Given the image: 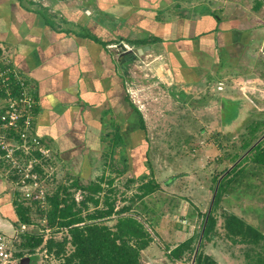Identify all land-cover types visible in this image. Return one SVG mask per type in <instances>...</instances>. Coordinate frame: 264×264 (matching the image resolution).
Here are the masks:
<instances>
[{"label": "rangeland", "instance_id": "rangeland-1", "mask_svg": "<svg viewBox=\"0 0 264 264\" xmlns=\"http://www.w3.org/2000/svg\"><path fill=\"white\" fill-rule=\"evenodd\" d=\"M155 1L157 6L158 4L163 8L169 6L172 10L179 11L183 7L181 11L184 14H197V10L193 8L201 7L200 4L204 3L210 11L216 12L224 19L226 24L223 25L230 27L225 31L227 36L221 42L226 45L223 49L216 48V51L204 49L200 57L195 54L196 51L190 53L195 57L183 53L177 56L173 66L161 46L159 47V42H152L151 46L149 45L150 49L136 54L137 46H132L130 50L131 46L122 38L123 35L115 36L110 33L109 29L113 28L114 24L110 25L105 17H101L105 15L107 8H103L101 13L97 11L101 14L99 19L91 18L88 20L89 24L85 25L99 38L107 40L108 49L115 59H119V71L124 76L127 97L138 108L144 122L143 129L140 127L136 129L140 123L138 113H128L126 109L131 112L130 107L120 106V123L124 125L123 121L130 115L134 119V127L131 130L135 132L132 133L134 139L126 136L124 147L114 149L112 152L114 163L121 162L127 167L119 176L114 172H108L113 178V188H117L116 205L120 207L128 204L129 198L138 192L137 188L141 183L146 181L157 183L159 185L157 190L144 197L142 201H135L133 206L135 207L133 210L137 211L142 220L147 222L146 219L152 218L151 222H154V228L145 223L149 232H153L154 241L142 252L143 264H191L171 262L166 258L164 246L173 248L188 235L200 230L202 221L200 214L207 211L214 195L213 188L215 190L217 184L213 181L214 177H224L236 164L229 160L227 153L232 155L242 153L239 148L242 134L246 132L249 124L264 119V0H261L258 9L254 7L255 0H168L166 4ZM105 2L107 7L110 2L108 11L118 14L123 13L122 8L125 5L131 4L129 0L102 1ZM177 2L180 6L174 7V3ZM97 3L95 0H65L54 5L53 0H39L42 7L53 6L49 7V14L57 13L58 16L73 14L78 19L80 15L77 14L76 8L81 13L91 16L96 13L93 9ZM79 4L87 8L81 10L77 7ZM80 20L84 22L82 15ZM129 20H120L119 30L131 38H141L143 31L139 27L131 26L133 22L130 23ZM231 28L240 31L239 35L230 36ZM4 52L9 58L10 53L5 50ZM125 52L131 54L123 57ZM212 53L214 57H210ZM186 55H189L192 62L185 58ZM179 62H182L183 66ZM188 66H190L188 75H185L182 69ZM184 78L191 82L186 83L187 80ZM230 100L236 101L239 105L237 117L222 126V112ZM228 109L224 111L227 113ZM106 135L101 138L100 144L91 146L93 149L86 152L88 159L94 158L92 165L91 160L90 162L72 160L75 156L73 154H69L70 160L67 164L66 160L57 159L48 150L46 158L52 161L53 165L51 163L41 165L45 175L38 182L40 191L42 193L46 190L52 191L60 183L69 184L73 176L82 179L91 176V179H95L103 170L104 158L111 157L107 152L111 144L107 143L109 137L104 138ZM75 157L79 159L80 155ZM114 167L122 168H119V165ZM5 168L0 162V172L7 181L8 190L12 191V200L14 190H33L29 185L21 187L18 180L9 181ZM250 169L247 166V170ZM129 179L134 181L130 183ZM234 184L235 182L232 183V187L227 188V193L221 197L216 209V235L203 247L204 251L220 264H244L241 253L243 245L232 244L224 236L220 209L241 216L264 232V170L255 169ZM37 194L39 198V192ZM80 194V191H76V198H80ZM11 208L16 220L12 202L8 211H11ZM113 222L114 219H109L107 223ZM40 227L26 226V231L39 233ZM13 228L14 225L12 230ZM48 231H45V237ZM57 236H61L60 233ZM18 240L19 234L13 243ZM38 262L59 264L54 259H47L45 255Z\"/></svg>", "mask_w": 264, "mask_h": 264}, {"label": "crops", "instance_id": "crops-1", "mask_svg": "<svg viewBox=\"0 0 264 264\" xmlns=\"http://www.w3.org/2000/svg\"><path fill=\"white\" fill-rule=\"evenodd\" d=\"M61 1L65 0H53L54 5ZM102 1L108 0H95V15H85L76 8L80 19L81 15L83 17L82 22L73 14H49V7L53 6L42 7L39 0H0V46L10 53V65L25 79L35 99L32 131L51 154L59 160H66L67 164L70 160L69 154H73L80 155V158L76 159L74 156L75 159L72 160H91L92 165L94 158L89 156L88 159L86 152L93 149L91 146L100 144L105 134L107 135L104 138L109 137L107 143L112 144L113 136L118 132L123 146H117L115 149L124 147L126 136L134 139L132 133L135 131L131 130L134 127V119L128 115L123 121L124 125L119 121L120 106L130 107L131 112L126 109L128 113L135 112L136 108L127 97L124 76L119 71V59H115L108 49L107 40L99 38L87 26L91 18L99 19L101 14L97 11L101 13L103 8H107L105 15L101 17H105L110 25L114 24L109 32L115 36L123 35L122 38L126 42L159 38L155 42H159V47L161 46L173 66L177 56L183 53L196 51L195 54L200 57L204 49L215 51L216 40L224 39L227 36L225 31L230 28L217 31V22L210 15L213 11L208 7L206 10L209 14L198 11L197 14H184L181 11L183 7L178 11L169 6H157L155 0H129L130 6L125 5L122 8L123 13L118 14L108 11L110 2L107 7V3ZM158 2L166 4L169 1ZM174 4V7L180 6L179 2ZM77 7L81 10L87 8L80 4ZM41 13H44L46 18ZM169 13L171 15H168ZM47 19L51 23H48ZM127 19H130L128 22H133L132 25L129 23L131 26L139 27L143 31L141 38H131L119 30L120 20ZM85 32H88L89 36L82 34ZM92 36L106 43L96 41ZM129 45L132 50V45ZM147 45L151 46V43ZM130 54L125 52L123 57ZM191 56L195 57L193 54H190ZM190 57L186 55L185 58L192 62ZM210 57H214L213 53ZM180 63L183 66V63ZM2 65L0 63V66ZM189 67H183V74L188 75ZM3 106L4 99L0 96V112ZM139 127L140 123L136 129ZM50 162L53 165L52 161ZM11 196L12 191L8 190L7 181L0 172V230L6 233L11 232V223L14 220L12 208L8 211L11 207Z\"/></svg>", "mask_w": 264, "mask_h": 264}, {"label": "trees", "instance_id": "trees-1", "mask_svg": "<svg viewBox=\"0 0 264 264\" xmlns=\"http://www.w3.org/2000/svg\"><path fill=\"white\" fill-rule=\"evenodd\" d=\"M200 5L201 7L197 6L195 9L197 11L199 9V13L207 12L209 14L206 10L207 6L204 3ZM260 6L261 0H255L254 7L258 9ZM41 14L45 17L44 13ZM210 15L217 22V31H225L229 28L227 25H223L226 22L217 13L213 12ZM47 22L51 23L49 20ZM222 25L223 28H221ZM231 30L233 29L231 28ZM239 32L233 30L230 32V36H238ZM82 34L89 36L88 32ZM92 38L102 42L95 36ZM158 39L151 37L143 40H128L127 43L132 46H143L158 41ZM219 40H216V48L223 49L226 43L221 44L222 40ZM227 63L225 62V64ZM0 96L3 97L1 91ZM226 108H229L227 113L224 111ZM238 109L239 105L236 101H228V105L222 112V126L237 117ZM134 110L139 115L140 128L143 129V118L139 110L136 108ZM242 135L239 146L242 153L233 155L227 153L229 160L236 164L229 169L224 177L216 176L213 179L217 184L215 190L213 188L214 195L207 211L200 214L202 219L200 230L195 234L188 235L173 248L164 246L166 258L171 262L220 264L212 255L206 253L203 247L216 235L217 216L215 213L221 197L227 193L228 187H232V183L236 184L247 173L251 174L255 169L264 170V119L249 124L246 132ZM10 137L18 140L17 135L13 132ZM122 145L120 135L115 132L111 147L107 151L111 157L110 159L104 158L103 170L95 179H91L89 176L86 179L73 176L69 184L60 183L54 190H46L42 194L43 199L38 198V190H35L27 198L23 197V192L20 189L13 191L12 203L17 216V219L13 221L14 227H19L21 224L41 226L39 233L25 231L19 234V240L15 241L17 252L14 254L13 264H39L38 261L43 255L47 259L58 261L59 264H143L142 252L154 241L153 232H149L145 223L154 228V222H151L152 218L146 219L147 222L142 220L137 211L133 210L135 208L133 206L135 201H142L144 197L157 190L159 185L153 181L141 183L137 188L138 192L129 198L130 202L117 207V188H113V178L110 177V173L114 172L116 176H119L127 168L125 164L121 162L117 164L113 161L112 151L115 147ZM15 153L24 156L25 162L29 159V156L24 155L20 150ZM33 154L39 155L38 152ZM49 163L51 162L46 158L42 159L40 164L34 165L38 181H41L45 175L41 165ZM242 163L248 165H242ZM116 165L122 168L114 167ZM247 166L251 169L247 170ZM7 178L9 181L15 182L19 176L11 170ZM67 179L69 180V177ZM128 181L131 183L134 180L129 179ZM76 191H80V198H76ZM219 214L222 217L224 236L232 244L243 245L241 253L244 264H264V232L231 211L220 209ZM113 216L115 217L112 218ZM109 219H114L113 224L107 223ZM46 230H49L47 237L44 236ZM59 233L61 236H57Z\"/></svg>", "mask_w": 264, "mask_h": 264}, {"label": "built area", "instance_id": "built-area-1", "mask_svg": "<svg viewBox=\"0 0 264 264\" xmlns=\"http://www.w3.org/2000/svg\"><path fill=\"white\" fill-rule=\"evenodd\" d=\"M0 91L3 94L4 106L0 112V162L6 172L13 170L18 176L21 187L31 186L33 190H22L23 196L30 197L33 191L39 189L38 174L34 165L40 164L48 156V148L41 143L39 137L32 131L33 108L35 99L25 79L10 65V57L6 56L4 48L0 46ZM11 132L18 140L10 137ZM20 150L29 156L25 162L24 156L15 152ZM38 152L39 155L33 154ZM43 204V203H42ZM26 231V225L21 224L13 228L10 234L0 230V264H13L14 254L17 252L14 238Z\"/></svg>", "mask_w": 264, "mask_h": 264}, {"label": "water", "instance_id": "water-1", "mask_svg": "<svg viewBox=\"0 0 264 264\" xmlns=\"http://www.w3.org/2000/svg\"><path fill=\"white\" fill-rule=\"evenodd\" d=\"M147 49H149V45H144L141 48H137L136 52L137 54H141L144 50H147Z\"/></svg>", "mask_w": 264, "mask_h": 264}]
</instances>
